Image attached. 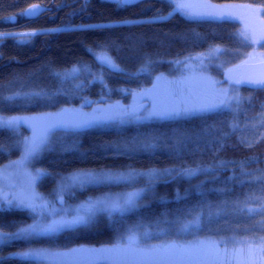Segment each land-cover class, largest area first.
<instances>
[{
	"label": "trees",
	"instance_id": "obj_1",
	"mask_svg": "<svg viewBox=\"0 0 264 264\" xmlns=\"http://www.w3.org/2000/svg\"><path fill=\"white\" fill-rule=\"evenodd\" d=\"M209 1L264 7V0ZM36 2L46 5L47 12L36 19L17 15ZM173 8L169 0H145L131 5L118 0H0V21L9 15L17 16L16 23L0 22L1 28L26 22L28 28L40 30L25 43H18L16 38L0 42V96L41 94L32 102L23 96L13 102L2 101L0 113L38 114L87 101V109L97 112L109 110L113 102L133 108L139 92L155 86L156 73L165 69L170 60L216 46L233 58L237 53L251 51L248 43L234 35L240 32L238 22L193 20L179 12L169 16ZM260 48L264 51V43ZM97 55L114 58L125 71H108L100 65ZM148 62L151 63L147 70L141 71ZM74 68L80 71L73 72ZM244 89L250 99L244 100L237 112L218 110L181 120L55 130L49 146L54 150H45L32 164L33 169L42 172L36 183L39 192H48L60 176L79 170H170L172 177L176 170L184 168L212 167L213 171L191 179L180 176L152 182L151 190L136 207L124 213H101L95 226L2 243L0 264H39L36 259L14 255L33 248L123 246L129 244L131 235L146 230L151 231L143 236L146 242H153L157 239L154 232L166 227L172 238L179 224L198 212L203 213L198 235L211 240L232 234L263 233L264 90ZM178 131L191 137V142L179 150L167 140ZM27 135L25 128L0 129V167L22 157ZM153 136L163 137L165 142L148 150L126 151L117 147ZM147 185L143 178L135 182L136 187ZM125 186L91 187L86 194L96 196L126 189ZM209 206L212 212L223 209L224 215L209 218ZM242 209L257 211L250 215ZM178 214H183L180 221L176 219ZM34 221V214L27 209L0 211V231L15 232ZM88 259L92 264H101L95 257Z\"/></svg>",
	"mask_w": 264,
	"mask_h": 264
},
{
	"label": "snow or ice",
	"instance_id": "obj_2",
	"mask_svg": "<svg viewBox=\"0 0 264 264\" xmlns=\"http://www.w3.org/2000/svg\"><path fill=\"white\" fill-rule=\"evenodd\" d=\"M136 0H118L120 4H131L135 3ZM169 3L174 4L172 12L168 15L171 16L173 12H180L182 15L189 18H213L217 21L227 22L238 19L234 13L224 12V11H214L211 9L212 5L207 4H191L186 2V0H169ZM45 11V7L39 3H33L25 10L21 11L17 15L21 18L30 19L38 17ZM161 19L165 17H159ZM17 16H9L4 18V21L0 22H12L15 23ZM125 23H137V21H125ZM57 29H52L51 31H56ZM40 30H33L29 32H2L0 33V42L6 38H16L18 43H25L28 39L38 34ZM236 38L242 40L244 43H250L253 41V34L249 31H241L234 34ZM264 40V33H262L259 39ZM224 51L221 47L216 46L209 49L207 54H201L195 59L199 60L200 64L203 66L205 60L211 61L217 59L219 55ZM97 60L100 65L106 68L110 72L123 73L125 70L116 62V60L108 55H97ZM151 62H148L141 71L147 70V67ZM179 63V62H177ZM79 68H74L73 72H79ZM102 79L103 77H99ZM157 79H160L158 77ZM236 86H247L255 90H264V76L259 78L246 77L243 79H235L233 81ZM148 93H143L147 95ZM40 93L33 94H21L15 93L11 96L3 97L0 96V102L7 101L13 102L18 97L23 96L26 101L32 102L35 98L39 97ZM241 97L230 96L227 91L222 92V98L218 97L214 100H194L191 98L182 99L178 103H164L161 101H154L149 108L144 109L141 105L140 108H128L126 106L122 107L119 104L109 105L108 109H100L97 114L91 115L85 118L84 114H72L70 116H65L61 118L56 123H33V129H38L34 131V134L30 141L25 144V159H32L37 155L41 154L44 150L52 151L53 148L47 147L52 139L55 129L61 127H73V128H86L95 124L108 123V122H125L128 121H172L181 120L193 116L198 113H209L218 111L220 109L230 107L233 103L239 105L241 102ZM250 99V98H246ZM140 109H143L141 112ZM96 110H94L95 112ZM51 115V114H48ZM25 122L23 117H9L5 118L0 116V129L12 130L14 131L18 128L21 123ZM235 129V126H233ZM167 140L172 143L173 147L177 150L182 148L186 143L191 142V137L182 131L175 133L174 137H168ZM165 138L163 137H145L142 140H137L131 144L125 143L117 146L120 149L126 151H135L138 149L148 150L157 147L160 143H164ZM203 170L200 168H184L176 170L177 174L185 178H193L198 176ZM170 170H152L150 173V182L146 188L141 189L140 192L135 194H129L126 198H105L102 200H96L92 203L87 204L80 211L71 215L70 218L61 217L59 219L51 218L46 213L41 211L44 205H38L33 202L30 198L20 199L17 204H13L12 200L4 198L6 204L0 201V211H4L10 208L17 209H28L34 213H37L43 217V219L38 220L27 226L18 228L15 232H4L0 231V243H5L8 241L16 239H28L30 237L38 235H48L53 233L62 232L65 230H73L79 228H87L95 226L99 214L108 213L111 215L113 212H123L129 207L135 206V200L138 196L148 193L152 188V182L159 179L163 175H170ZM135 173L128 174H117L111 171L108 172H96L93 170H80L71 177V182L80 186L86 184H101L107 183L115 180H125L134 178ZM246 210L250 215L254 214L257 210L254 209H242ZM202 212L194 214L193 219H184L181 230L188 231L189 229L195 227H202L201 215ZM55 215V214H54ZM224 215L223 209L212 212L211 206H209L208 216L220 217ZM177 221L183 219V214H178L176 217ZM129 244L123 246H113L110 248L101 249H72L69 253H59L60 256H73L79 257L73 262V264H92L90 257H95L101 264H130L128 257L148 256L152 259L149 261H141L140 264H191V253L195 250L183 249V248H163V249H151L145 251L139 247L133 248L131 244V238H129ZM219 243H227V241H213L211 243L212 248H217ZM244 243H248L245 241ZM260 252L264 253V247L259 249ZM227 254V249H225ZM22 258H36L40 260H48L49 256L45 250L40 249H29L27 251H21L14 253ZM233 258H235L236 253H232ZM187 258V259H185Z\"/></svg>",
	"mask_w": 264,
	"mask_h": 264
},
{
	"label": "rangeland",
	"instance_id": "obj_3",
	"mask_svg": "<svg viewBox=\"0 0 264 264\" xmlns=\"http://www.w3.org/2000/svg\"><path fill=\"white\" fill-rule=\"evenodd\" d=\"M186 2L191 4L212 5L213 7L208 10L234 13L238 19L233 21H236L240 24V32L247 30L253 34V41L248 43L252 47V49L249 53H245V54L237 53L238 56L236 55V57L233 58L232 56L225 54V50L222 48L224 51H222V53L219 55L217 59H213L211 61L205 60L203 66L200 64L199 60L195 58L200 56L201 54H207L209 50L201 53L192 54L180 59L170 60L167 62L168 63L167 67L165 69H161L155 75L154 83L155 85H157V87H152V88L146 87L145 89L141 90L139 92V97L136 100L135 104H140L141 102L144 101H150L151 102L150 105H151L154 101H159V96L157 95L158 89L160 90V93H162V96H164L163 92L164 90H166L165 89L166 84H173L174 86H176L175 85L176 82L183 80L185 82L184 89H186L187 86H191L193 90L195 89L196 91H201L205 96L206 100H214L218 97L222 98L223 91H227L230 96L241 97L242 99L239 105L233 103L230 107L220 109V110H232L237 112L243 101L246 100V98L250 97L249 93L244 89V87L236 86L233 83L235 79H238V75H239L238 67L242 62H258L264 60V51L260 48L261 44L264 43V40H260L259 42H256L259 39L260 35L264 33V7H254L246 3H238V2L214 3L209 0H186ZM173 6L175 7L174 4ZM9 16H14V15H9ZM186 18L193 20H215L213 18H189V17ZM1 21L3 20L1 19ZM6 23H11V22H6ZM27 24L28 23L23 22L21 24L18 23L17 25L5 27V28L0 27V33L29 32L35 30L28 28ZM158 77H160V79H157ZM145 92L148 94L143 95V93ZM160 99L162 100L164 98L161 97ZM116 104H119L122 107L125 106L119 102H113L112 105H116ZM135 104H132V106ZM88 106L89 103L87 101L80 106L63 107L58 110L50 111V112L29 114V115H17V116H7L0 113V116H3L5 118H9V117L25 118V122L21 123V125L18 128H16V130H21L23 128L28 130V135L25 140V144H26V142L30 141V139L32 138L34 131H38V129H33L32 127L33 123H40V124L56 123L61 118L65 116H70L72 114H84L86 118L88 116L95 115L98 113L97 111L94 112L93 109L90 108L87 109ZM132 122H139V121L125 120V122H108V123L95 124L89 127L115 126V125H122ZM66 129L68 130L75 128L61 127L55 130H66ZM55 133L56 131H54L53 136L55 135ZM51 143L47 147L51 146ZM41 154L37 155L32 159H25V150H24V153L21 158L8 161L6 164L0 167V201H3L6 204V201H4V198L6 197L7 199L12 200L13 204H17L20 199L30 198L36 204L44 205L41 211L46 213L49 217L56 219H59L61 217L70 218L71 215L75 214L76 212L80 211L83 207H86L87 204L92 203L96 200H102L109 197L113 199L115 198L122 199V198H126L129 194H135L140 192L141 189L147 187V186H143V187L135 186V182L140 178H143L148 184L150 182V173L152 171L149 172L111 171L117 174L135 173V176L132 179L115 180L107 183L86 184L80 186L71 182V177L78 172V171H74L60 176L58 182L48 192L46 193L39 192L36 183L42 172L40 170L33 169L32 164L33 162H35L36 158L39 157ZM211 168L212 167L200 168L203 170L201 173L212 172L213 170ZM100 172H108V171H100ZM170 172H171L170 175H163L159 179H156L151 182L154 183L155 181L163 178L168 179L169 177L170 178L180 177V175H178L177 173H174V176L172 177L173 172L172 171ZM110 184H126L125 187L127 188L118 191H108L106 193L96 196H88L86 194L87 189L91 187L110 185ZM145 194H142L136 198L135 206L129 207L127 210L123 212H113L112 214L128 212L129 210L136 207L139 203H141L144 200ZM229 212H232V209H229ZM32 213L35 216L34 222L43 219L41 215L34 212ZM103 214L109 215L106 212ZM191 219H193V217L187 218V220H191ZM201 221H203L202 216H201ZM183 222H181L177 227V231L176 233H174L175 237L172 238L169 237L170 235L169 229L166 227V228L158 229L156 232H154V235L156 234L155 236L157 239H155L153 242H146L145 238L143 237L144 234L147 235L151 233L150 230H146L145 233L143 231L142 233H136L134 235H131L129 237L131 238V244L135 246V248L139 247L140 249L148 251L151 249H163L168 247H172V248L185 247L186 249H188L191 247L199 246L204 243L210 244V242L212 241H217V242L227 241L226 244L219 243L221 247H223V248L220 247L219 249L220 252L222 253V249H227L228 253H236L237 255H239L241 254V252L243 251L245 252L247 249L251 248L250 246H248L249 244L255 243L256 240H264V236H258L257 234L255 236L232 234L231 237H222L220 239L211 240L206 236L198 235L199 229L201 227L200 228L193 227L188 231H182L181 228ZM261 225H264V223ZM158 238L161 239L159 240ZM127 241L130 242V240ZM245 241H247L248 243H244ZM33 249L45 250L49 256L48 260H40L32 257L25 258V259H36L40 262L39 264H73L75 260L80 259L79 257L57 255L59 253H69L70 250L67 249H52L47 247L33 248ZM151 259H152L151 257L140 256V255H137L135 257H128L130 264H140L141 261H149Z\"/></svg>",
	"mask_w": 264,
	"mask_h": 264
},
{
	"label": "flooded vegetation",
	"instance_id": "obj_4",
	"mask_svg": "<svg viewBox=\"0 0 264 264\" xmlns=\"http://www.w3.org/2000/svg\"><path fill=\"white\" fill-rule=\"evenodd\" d=\"M173 84H166V90H164V96L157 90V95L159 96V101L164 103L179 102L182 99L191 98L194 100H206L205 96L201 91H196L191 86H187L184 89L185 82L183 80L178 81ZM154 87H157L155 85ZM163 97L164 99H160ZM149 104L151 103L148 101ZM264 228V225H261ZM260 226V227H261ZM258 236H264V232L257 234ZM213 242V241H212ZM210 242V244L212 243ZM209 243V242H208ZM220 245V244H219ZM217 248H207V244H201L196 247L188 248L189 250H195L191 253V264H264V253L260 252L259 249L264 247V240H256L255 243H251L250 249L245 252L235 256L233 258L232 253H225V249L220 252V247ZM223 248V247H221ZM187 259V258H185Z\"/></svg>",
	"mask_w": 264,
	"mask_h": 264
},
{
	"label": "water",
	"instance_id": "obj_5",
	"mask_svg": "<svg viewBox=\"0 0 264 264\" xmlns=\"http://www.w3.org/2000/svg\"><path fill=\"white\" fill-rule=\"evenodd\" d=\"M141 1H145V0H136L135 3H138V2H141ZM36 3H38V2H36ZM135 3H131V4H135ZM39 4H41L42 6L45 7V11L42 14L47 12V10L49 8L46 5L42 4V3H39ZM131 4H124V5H131ZM42 14H40L39 16H41ZM38 17H34V18H30V19H36ZM261 76H264V60L258 61V62H242L240 64L238 79H243V78H246V77L259 78ZM242 87L251 89V88H249L247 86H242ZM251 90H255V89H251ZM141 105L143 106L144 109H146L149 106V102L145 101V102H142L140 104L135 105L134 107L135 108H140ZM140 110H141V112L143 111V109H140ZM210 247H211V245L207 244V248H210ZM179 248L186 249L185 247H179Z\"/></svg>",
	"mask_w": 264,
	"mask_h": 264
},
{
	"label": "bare ground",
	"instance_id": "obj_6",
	"mask_svg": "<svg viewBox=\"0 0 264 264\" xmlns=\"http://www.w3.org/2000/svg\"><path fill=\"white\" fill-rule=\"evenodd\" d=\"M26 8H27V7H26ZM26 8H25V9H26ZM25 9H24V10H25Z\"/></svg>",
	"mask_w": 264,
	"mask_h": 264
}]
</instances>
